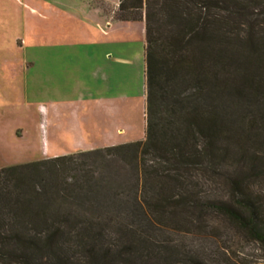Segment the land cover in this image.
Masks as SVG:
<instances>
[{"label": "trees", "instance_id": "1", "mask_svg": "<svg viewBox=\"0 0 264 264\" xmlns=\"http://www.w3.org/2000/svg\"><path fill=\"white\" fill-rule=\"evenodd\" d=\"M115 18L144 23V139L0 167V264L189 209L227 215L264 249V0H119ZM88 250L89 264L122 253Z\"/></svg>", "mask_w": 264, "mask_h": 264}, {"label": "rangeland", "instance_id": "2", "mask_svg": "<svg viewBox=\"0 0 264 264\" xmlns=\"http://www.w3.org/2000/svg\"><path fill=\"white\" fill-rule=\"evenodd\" d=\"M118 3L0 0V167L100 148L110 140L114 121L84 90L93 85L90 53L96 43L110 44L115 53L133 60L143 50V21H117ZM99 63L106 67L105 61ZM113 64L114 70L121 67ZM138 71L135 61L129 78V141L144 139L145 99ZM115 140L126 142L121 137L110 141ZM203 180L200 189L229 199L225 184ZM124 190L131 197L133 191ZM148 217L143 228L131 222L128 236L73 241L57 255L32 260L89 264V248H107L110 254L122 252L112 264H264V249L223 213L189 209ZM129 245L136 257L127 252Z\"/></svg>", "mask_w": 264, "mask_h": 264}, {"label": "crops", "instance_id": "3", "mask_svg": "<svg viewBox=\"0 0 264 264\" xmlns=\"http://www.w3.org/2000/svg\"><path fill=\"white\" fill-rule=\"evenodd\" d=\"M113 19V18H112ZM115 20V19H114ZM108 21V20H107ZM120 21V20H117ZM120 22H132V21H120ZM112 30L113 27L106 29ZM144 30V27H143ZM144 36V33H143ZM145 40L143 42V50L138 55L137 59H130L129 56H125L123 53H115L114 48L110 44H95L94 49L90 53V58L94 60L95 65L91 70V76L93 85L90 89L84 91L88 94V97L94 101V106L97 109H102L107 114V119H111L112 129L115 133H111V139L121 137L126 142L108 141L105 146L118 145L127 142H131L128 139L126 132L130 127L129 122V86H130V65L135 64L138 61L139 74L142 79L140 84L144 99H145ZM99 60L105 61L106 67L99 63ZM121 65V67L114 70L113 62ZM134 61V63H133ZM145 110V103H144ZM144 116V129H145V115ZM128 117V122H127ZM117 120V122H115ZM112 131V130H111ZM112 131V132H114ZM45 151V150H44ZM47 158V157H46Z\"/></svg>", "mask_w": 264, "mask_h": 264}]
</instances>
